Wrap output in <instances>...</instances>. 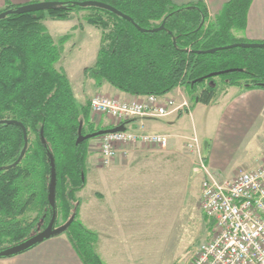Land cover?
Wrapping results in <instances>:
<instances>
[{"label":"trees","instance_id":"obj_1","mask_svg":"<svg viewBox=\"0 0 264 264\" xmlns=\"http://www.w3.org/2000/svg\"><path fill=\"white\" fill-rule=\"evenodd\" d=\"M57 1L65 3L0 19V120L21 122L28 134L21 161L0 171V250L47 227L52 215L50 151L57 170L56 227L69 223L63 233L84 264H105L96 248L98 233L80 219L78 193L86 186L91 138L80 143L77 139L80 134L127 127L130 120L102 126L94 121L90 102L78 103L70 79L57 66L70 36L55 40L45 19L89 11L87 22L102 36L96 62L85 74L97 86L108 82L132 95L162 96L181 86L193 103L211 104L229 86L264 88V48L197 52L250 42L240 34L252 0H230L215 16L203 1L178 5L172 0H98L131 16L147 31L107 9L74 5L77 0ZM16 7L8 5L0 12ZM162 24L164 29L151 31ZM231 68L238 70L209 76ZM24 146L20 124H0V167L17 161Z\"/></svg>","mask_w":264,"mask_h":264},{"label":"crops","instance_id":"obj_2","mask_svg":"<svg viewBox=\"0 0 264 264\" xmlns=\"http://www.w3.org/2000/svg\"><path fill=\"white\" fill-rule=\"evenodd\" d=\"M36 1L45 0H0V9L8 5L20 6ZM172 1L178 5L203 1L209 14L215 16L230 0ZM89 14V11L81 10L73 12L67 19L48 17L44 23L55 40H59L65 35L70 36L63 46L67 44L73 47L89 46V42L93 38H99L100 48L102 32L87 22ZM58 29L61 31L59 32ZM240 36L250 42H264V0H252L246 17V29ZM66 74L71 81L69 74ZM92 82L87 91L82 88L81 93H78L74 89L78 103L90 102L91 98L98 93L128 100H136L145 96L128 94L108 82H104L101 86H97L94 79ZM162 96L174 98L177 105L187 100L190 106L174 110L163 117L138 116L130 118L127 128L140 132L163 134L167 137L168 144L164 147L142 143L128 145L126 148L128 153L119 152L108 170L88 171L92 184H94L95 177L102 178L101 193L96 190V195L102 199L103 205L94 204L87 212H83L80 207V219L87 227L98 233L96 248L105 264H152L150 260L142 258L144 253L135 245L134 236L139 230L137 223L141 219L127 214L141 208L143 202L156 197L153 193H159L161 198L162 193L175 179L176 171H180L183 159L193 160L192 170L195 168L202 170L200 163L197 164L198 160L200 161L199 154L202 153L208 171L218 180H224L216 174V171L221 169L217 159L230 152V145H235L240 135L244 134L240 128L250 123V116L263 113L264 108V88L246 90L238 85L229 86L221 89L211 104L193 103L185 87L181 86ZM205 111L215 115L213 123L214 127L216 126L218 129L214 136V150L208 153V157L204 155L203 143L197 134L199 127L195 123L196 119ZM185 116H188L193 122L192 134H188L179 127L183 125ZM195 136L200 144L192 149L189 143ZM90 149L92 148L90 147ZM178 160L179 162L176 164ZM93 167V161L88 163L87 160V169H93ZM241 170H237L228 179L235 177ZM0 264L84 263L68 236L62 233L19 254L0 257Z\"/></svg>","mask_w":264,"mask_h":264},{"label":"rangeland","instance_id":"obj_3","mask_svg":"<svg viewBox=\"0 0 264 264\" xmlns=\"http://www.w3.org/2000/svg\"><path fill=\"white\" fill-rule=\"evenodd\" d=\"M89 43V46H77L78 43L77 47L68 44L63 46L62 60L57 64L59 69L69 74L73 89L78 93H81L82 88L85 91L89 90L93 83V78L86 75L84 70L96 62L99 38H93ZM93 119L102 126L115 125L118 122L104 115H95ZM214 119L215 115L205 111L195 122L199 127L197 134L203 143V152L206 157L215 147L214 136L218 129L214 127ZM183 120L184 123L179 126L180 129L192 134V120L188 116H185ZM240 130L244 134L240 135L235 145H230V152L217 159L221 168L216 171L219 178L228 179L239 169L254 170L264 160V114L256 113L250 116V123ZM90 141L92 149H90L88 163L93 161L94 167L87 169L86 186L78 193L83 212L91 210L94 204L103 205L102 199L96 195L97 191L102 190V178L95 177L92 184L88 171H106L111 166H104L100 161L101 137H92ZM192 161L187 158L181 161L180 171H176L175 179L162 193L161 198L159 193H153L156 197L143 202L141 208L127 214L141 219L137 223L139 230L134 236L135 245L144 253L142 258L150 260L152 264H191L200 244L211 237L213 223L209 221L201 208V183L205 175L197 168L192 170ZM195 161L197 162V159ZM178 162L179 160L176 164ZM197 164L199 165V160Z\"/></svg>","mask_w":264,"mask_h":264},{"label":"built area","instance_id":"obj_4","mask_svg":"<svg viewBox=\"0 0 264 264\" xmlns=\"http://www.w3.org/2000/svg\"><path fill=\"white\" fill-rule=\"evenodd\" d=\"M189 106L187 100L177 105L174 98L155 94L136 100L96 94L90 100L93 117H111L118 121L115 125L138 116L163 117ZM137 143L164 147L168 139L163 134L128 128L106 133L99 145L101 163L110 166L119 152L127 154V146ZM199 144L195 136L189 146L195 149ZM199 155L205 175L201 208L213 223V230L211 237L200 244L191 264H264V162L254 170H241L231 179L218 180Z\"/></svg>","mask_w":264,"mask_h":264},{"label":"water","instance_id":"obj_5","mask_svg":"<svg viewBox=\"0 0 264 264\" xmlns=\"http://www.w3.org/2000/svg\"><path fill=\"white\" fill-rule=\"evenodd\" d=\"M64 3L65 2H63V1H57V0L36 1V2L25 4V5H20L16 8H13V9H11V8L6 9V10L0 12V19L5 17L8 14H11V13H23V12H31V11H38V10L56 9V8L62 6ZM73 4L79 5V6H97V7L107 9L111 12H114V13L132 21L140 30L147 31V29L140 27L134 21V19L131 16L125 14L124 12L120 11L119 9H117L116 7H114L108 3H104V2H101L98 0H82V1L77 0V1H74ZM164 28H165V26H164V24H162L159 27L151 29V31H156V30H160V29H164ZM170 33H172V32L170 31ZM174 42L176 43V40ZM234 47L264 48V42H238V43H233V44H229L226 46L214 47V48H211L208 50H198L197 52H205V53L209 52V53H211V52H215V51H218L221 49L234 48ZM235 70H238V69L231 68V69L224 70V71L213 72V73H210L209 76L221 75L223 73L231 72V71H235ZM1 123H17V124H20L24 130L25 146L21 152V155L17 159V161H15L13 164L0 167V171L3 169H10V168L16 166L21 161V159L25 155L27 148H28L27 130L21 122H19L17 120H13V119H2V120H0V124ZM125 129H126V127H124V126H115L112 128L101 129V130H98V131H95L92 133H88L86 135L80 134L78 139H77V143H80V142H82L86 139H90L92 137L102 136V135L109 133V132H115V131L125 130ZM42 139H43L44 144L47 146L43 131H42ZM48 153H49L50 163H51V179H50V183H49V202L52 206L51 219H50L46 228L40 230L39 232L31 235L27 239H25V240H23L17 244H14V245H11V246L6 247L4 249H1L0 250V257H6V256H12V255L19 254L21 252H24V251L32 248L33 246L43 242L44 240H46L52 236L62 234L66 230V228L69 224V223H67L65 225L56 227V221H57V207H56L57 170H56V163H55V159H54L53 154L50 151H48Z\"/></svg>","mask_w":264,"mask_h":264}]
</instances>
